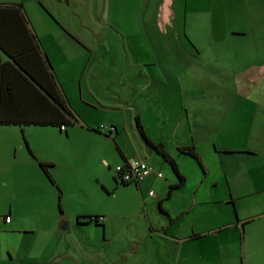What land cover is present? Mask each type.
<instances>
[{
  "label": "crops",
  "instance_id": "0c3cea01",
  "mask_svg": "<svg viewBox=\"0 0 264 264\" xmlns=\"http://www.w3.org/2000/svg\"><path fill=\"white\" fill-rule=\"evenodd\" d=\"M169 3L164 1L156 29L163 33L170 27L171 32L182 33L186 39L161 43L162 49L174 54L169 60L172 67L168 77H163L161 58L158 68H148L152 59L94 56L93 47L88 49L87 43L71 35V29L60 21L59 28L48 23L39 31L27 18L29 32L23 30V35H19V27H12V38L22 43L23 50L30 48V41L34 44L29 33L35 34L76 123L65 130L49 124L0 125L53 127L70 137L71 148L58 159L44 154L34 143L29 142L26 150L20 140H14L16 155L32 170L33 198L47 201L48 214L57 227L63 218L54 214V207L61 212L66 192L61 167L74 168L93 159L110 169L134 158L162 173L159 178L151 173L134 184L139 192L135 207L139 216L131 217L127 227L136 226L138 220L139 234H133V241L138 243L113 255L119 264H264V40H228L227 33L239 35L246 30L224 28L222 0H184L182 17L179 11L173 13L168 8ZM188 15L193 24L190 28L186 27ZM195 33L201 34L200 39L192 35ZM13 44L17 47L18 43ZM227 48L250 52L247 58H241L235 51L237 57L229 64L218 61L214 70L229 74L226 78L233 89H212L211 81L221 79L211 74L210 67L196 66L194 53L199 58L203 50H216V61ZM86 49L87 53L82 52ZM0 60L9 58L1 51ZM184 80L206 81L208 86L201 91H184L178 88ZM167 82L176 88L168 89ZM147 140L161 144L177 173ZM186 146H191L197 156L179 149ZM40 162L50 164L53 182ZM109 177L113 181L114 174ZM101 183L106 187L111 184L105 180ZM117 185L114 182V187ZM16 215L13 210L0 215V264H11L9 261L15 258L22 260L18 264H33L27 262L30 257L18 249L13 251V247L22 240L20 234L34 235L37 229L17 224ZM103 216L96 222L75 218L76 225L92 230L100 227L102 232L100 239L93 234L83 240L89 241L90 248L75 247L83 264L116 262L110 258L108 243L112 240L109 232L119 224ZM41 218L36 217L37 222ZM61 230L69 231L65 226ZM93 247H101V251Z\"/></svg>",
  "mask_w": 264,
  "mask_h": 264
},
{
  "label": "rangeland",
  "instance_id": "374dc122",
  "mask_svg": "<svg viewBox=\"0 0 264 264\" xmlns=\"http://www.w3.org/2000/svg\"><path fill=\"white\" fill-rule=\"evenodd\" d=\"M66 1L0 0V2H21L30 23L39 31H42L48 23L59 28L58 21H60L71 29V35L87 43L88 49L93 47L94 56H110L116 59H123L127 56L130 60L137 56L139 59H152L153 64L147 65L148 68H158L160 65L158 59L161 58L162 64H164L163 77H168L172 67L169 60L174 54H171L165 47L162 49L161 43L165 44V42L185 40L186 38L182 33L171 32L168 29L170 27H167L166 32L163 33L156 29L155 21L160 18L165 0ZM183 1L170 0L168 8L173 13L179 11L180 17H182ZM222 2H224L223 7L226 10V16L224 15L222 19L224 28L246 30L244 34L239 35L227 33L228 40L241 43L264 40V0H222ZM189 17L190 15L187 16L186 27L188 28L190 25L193 27ZM206 21L208 28V19ZM172 22L175 23V20ZM192 35L196 36V39H200L201 36L197 33ZM203 36L205 38V35ZM135 47L136 49H134ZM88 49L82 52L87 53ZM235 51L241 58H247L250 52L248 49H223L221 58L216 61L213 60L216 50H203L199 52V58L194 53L196 66L210 67L213 72L211 74L221 79L220 81H211L210 88L233 89L232 82L226 78L230 75H224L221 71L214 69L217 68L218 61L220 64H229L231 60H234L237 57ZM218 52L220 53V51ZM67 55H70L69 51ZM155 57L157 58L156 62ZM204 60H206L205 65L203 64ZM204 85L207 87L208 82L196 81L194 83L184 80L182 87L178 86V88H182L184 91H201ZM175 88L174 84L168 83V89ZM15 139L20 140L25 149L27 145H30L29 142L34 143L42 149L44 154L54 156L56 159L64 158L67 150L71 148L70 137H66L63 132L58 133L57 128L33 125L19 128L12 125H0V215L13 210L17 213L15 216L17 224L37 229L34 235L20 234L19 238L22 240L16 241L13 251L18 249L25 257H30L27 262L33 261V264H60V261L61 264H64L63 262L65 264H83L75 247L83 246L88 249L89 241L83 240L93 234H96V237L100 239L102 232L100 227H95L92 230L87 225H76L75 218L85 220L88 215L97 213L102 217L106 215L109 220H114L119 224L115 226L113 232H109L112 240L108 243L110 258L116 261L113 264H119L120 260L113 255L118 251L134 248L138 243V241H133V234L135 232H137V236L139 234L138 220L136 226L127 227L131 217H134L135 214L139 216L137 213L139 210L135 209L139 192L134 183L123 185L116 181L118 185L114 187L115 181H111L109 177L110 173L114 174V168L107 169L105 165L99 166L93 159L80 162L74 168L61 167L60 171L66 192L61 212L56 205L54 207V214L63 218L60 221V226L57 227L53 224L54 219L48 214L50 206L47 201L36 202L33 198L34 191H31L32 170L23 159L21 160L16 155ZM102 180L110 181L111 184H107L106 187L102 185ZM40 216L42 220L37 222L36 217ZM63 223H67V225H63ZM89 223L87 224L89 225ZM62 226L67 227L69 231L64 233L61 230ZM52 227L55 230L49 231L48 229ZM129 245L130 247H128ZM93 250L101 251V247H93ZM20 261L22 260L15 258L9 262L18 264ZM35 261L38 262L35 263Z\"/></svg>",
  "mask_w": 264,
  "mask_h": 264
},
{
  "label": "trees",
  "instance_id": "16d2710c",
  "mask_svg": "<svg viewBox=\"0 0 264 264\" xmlns=\"http://www.w3.org/2000/svg\"><path fill=\"white\" fill-rule=\"evenodd\" d=\"M28 24L27 16L20 3L0 4V52L2 51L9 58L4 62L0 60V123L49 124L59 129L63 126L61 130H65L76 123V119L67 106L53 74L48 70L35 34L29 33L34 44L30 41L28 46L30 48L23 50L22 43L14 40L9 31L17 26L21 30L19 35H23V30L26 33L29 32ZM13 43H18L19 49H16ZM137 127L142 133L138 123ZM147 142L177 173L174 161L161 144H153L149 140ZM179 149L197 156L191 146L179 147ZM40 165L48 179L53 182L48 170L50 164L40 162ZM113 180L117 181L115 176ZM118 182L123 185L134 183Z\"/></svg>",
  "mask_w": 264,
  "mask_h": 264
},
{
  "label": "built area",
  "instance_id": "2783aa9c",
  "mask_svg": "<svg viewBox=\"0 0 264 264\" xmlns=\"http://www.w3.org/2000/svg\"><path fill=\"white\" fill-rule=\"evenodd\" d=\"M63 128V126L60 127V129ZM100 128H102V126H100ZM151 173H153L157 178L162 177V173L159 170L154 169L143 160L129 158L122 164L114 166V176L116 177L117 181L121 182L138 183ZM148 194L151 195L152 190H149ZM5 219L8 221L9 217L7 216ZM86 219L96 222L101 219V216L97 218L93 216H87Z\"/></svg>",
  "mask_w": 264,
  "mask_h": 264
}]
</instances>
